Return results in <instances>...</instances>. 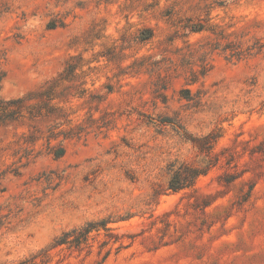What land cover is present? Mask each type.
Segmentation results:
<instances>
[{
  "label": "rangeland",
  "instance_id": "374dc122",
  "mask_svg": "<svg viewBox=\"0 0 264 264\" xmlns=\"http://www.w3.org/2000/svg\"><path fill=\"white\" fill-rule=\"evenodd\" d=\"M8 4L1 96L25 94L78 54L102 55L89 87L112 90L61 158L13 156L15 138L0 128V264H264V48L229 60L210 32L182 29L191 19L244 30L243 47L264 43V0ZM146 28L154 37L140 42ZM143 57L138 72L118 67ZM173 164L205 174L173 193ZM102 219L109 230L87 245L53 248Z\"/></svg>",
  "mask_w": 264,
  "mask_h": 264
},
{
  "label": "trees",
  "instance_id": "16d2710c",
  "mask_svg": "<svg viewBox=\"0 0 264 264\" xmlns=\"http://www.w3.org/2000/svg\"><path fill=\"white\" fill-rule=\"evenodd\" d=\"M214 5L222 7L223 4L214 2ZM8 10V0H0V19ZM182 29L189 33L210 32L214 36V45L217 48L225 42L221 50L229 60H245L255 51L260 52L264 48V43L260 41H256L253 46L243 47L242 38L246 34L242 29L226 32L217 25L205 26L200 21L196 23L191 19L186 20ZM153 37L154 29L146 28L139 32L136 39L146 42ZM99 57L102 55L97 54L92 60L86 61L82 54L69 56L60 72L36 88L14 98L0 95V128L10 131L15 138L8 145L16 150L13 156L21 152L19 158L28 160L44 152L54 158H61L66 153L67 142L78 140L92 132L97 123L93 111H97L104 96L112 90L111 86L101 89L94 87L93 82L89 87V82L92 81L91 78L97 70L95 67H90V64ZM147 58L150 57L135 60L127 67H118L122 70L136 68L138 72L141 63ZM108 61L112 60L109 58ZM4 77L5 74L0 70V89ZM103 89L107 92L102 93ZM85 109L87 111L84 116H80L79 113ZM169 171L171 174L166 190L173 193L190 188L200 175L205 174L203 170L184 164L176 168L174 164L170 165ZM107 224L106 219L85 222L81 226L63 232L55 239L53 248L68 245L77 249L87 245L93 232L109 230ZM25 264H37L36 257H32Z\"/></svg>",
  "mask_w": 264,
  "mask_h": 264
}]
</instances>
